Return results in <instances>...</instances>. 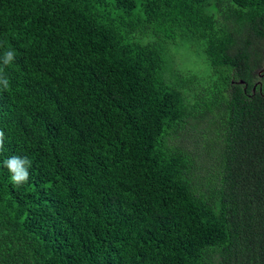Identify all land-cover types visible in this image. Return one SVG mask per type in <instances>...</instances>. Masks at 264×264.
Here are the masks:
<instances>
[{
  "label": "trees",
  "instance_id": "obj_1",
  "mask_svg": "<svg viewBox=\"0 0 264 264\" xmlns=\"http://www.w3.org/2000/svg\"><path fill=\"white\" fill-rule=\"evenodd\" d=\"M263 62L264 0H0V264H264Z\"/></svg>",
  "mask_w": 264,
  "mask_h": 264
},
{
  "label": "rangeland",
  "instance_id": "obj_2",
  "mask_svg": "<svg viewBox=\"0 0 264 264\" xmlns=\"http://www.w3.org/2000/svg\"><path fill=\"white\" fill-rule=\"evenodd\" d=\"M163 55L171 82H176L175 76L178 74L184 77L195 75V77L201 78L210 71L203 50L196 45H191V41L187 37L169 43Z\"/></svg>",
  "mask_w": 264,
  "mask_h": 264
},
{
  "label": "clouds",
  "instance_id": "obj_3",
  "mask_svg": "<svg viewBox=\"0 0 264 264\" xmlns=\"http://www.w3.org/2000/svg\"><path fill=\"white\" fill-rule=\"evenodd\" d=\"M14 58V53L12 51H8L5 53L3 63L5 65L10 64ZM0 85H2L5 89L9 86L8 79L2 75H0ZM3 136L4 133L0 132V149H2L3 146ZM6 163L13 172L11 179L14 183L20 184L27 182L29 174L28 171L22 167V164L24 163L23 161H18L16 158H13Z\"/></svg>",
  "mask_w": 264,
  "mask_h": 264
},
{
  "label": "flooded vegetation",
  "instance_id": "obj_4",
  "mask_svg": "<svg viewBox=\"0 0 264 264\" xmlns=\"http://www.w3.org/2000/svg\"><path fill=\"white\" fill-rule=\"evenodd\" d=\"M257 72H258V74H259V79L258 80H256L254 83H253V85H255V87L258 85V87H262L263 86V83H264V80H263V78H264V62H263V64H262V66H260L258 69H257ZM252 85V86H253Z\"/></svg>",
  "mask_w": 264,
  "mask_h": 264
},
{
  "label": "water",
  "instance_id": "obj_5",
  "mask_svg": "<svg viewBox=\"0 0 264 264\" xmlns=\"http://www.w3.org/2000/svg\"><path fill=\"white\" fill-rule=\"evenodd\" d=\"M239 81L242 82V83L244 82L243 79H240ZM254 90H255V85L252 86V91H254Z\"/></svg>",
  "mask_w": 264,
  "mask_h": 264
}]
</instances>
